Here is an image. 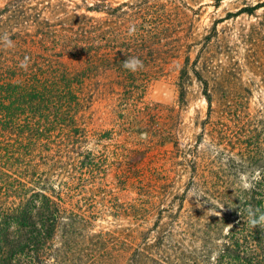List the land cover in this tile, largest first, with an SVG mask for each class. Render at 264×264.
<instances>
[{"label": "trees", "instance_id": "trees-1", "mask_svg": "<svg viewBox=\"0 0 264 264\" xmlns=\"http://www.w3.org/2000/svg\"><path fill=\"white\" fill-rule=\"evenodd\" d=\"M81 1L70 10L64 0H0V264H47L50 260L65 264L76 251L88 260L99 249L110 253V261L104 264H264L260 199L264 191L257 190L255 176L264 173V113L243 115L236 109L230 123L222 117L213 119L215 99L224 113L235 106L247 108L245 93L251 90L232 86L229 75L215 80L205 57L199 69V61L191 62L186 55L177 83L183 101L192 74L208 104L194 141L180 142L173 137L176 133L159 123H152L145 132L162 133L161 142L171 144L177 159L189 168V183L199 200L213 210L225 208L224 217H209L202 224L206 230L201 231L195 228L199 220L192 215L195 210H183L186 195L175 213L168 210L166 221L164 211L150 205L148 198L139 207L129 205L136 221L145 222L157 213L152 227L139 231L137 237L85 233L89 229L86 217L68 200L77 182L96 178L97 158L88 154L74 166L70 157L62 160L59 151L51 154L47 147L54 136L60 137L55 131L68 130L76 143L85 135L77 116L83 112L81 94L87 79L112 77L110 83L129 94L162 75V62L174 58L176 47L173 39L164 40L173 22L161 12L159 0ZM81 7L104 15L77 14ZM261 7L264 3L240 13L252 15ZM211 40V34L204 37V49ZM66 57L79 69L71 72L63 64ZM131 57L142 61L143 67L125 68L123 62ZM204 74H211L212 87ZM78 167L80 171L73 173ZM241 175L252 178L249 188L240 186ZM143 196H148L146 190ZM229 219H233L227 226L230 235H225L224 242L218 246L208 241ZM243 219L246 233L234 235ZM197 233L206 242L202 246L195 243Z\"/></svg>", "mask_w": 264, "mask_h": 264}, {"label": "rangeland", "instance_id": "rangeland-1", "mask_svg": "<svg viewBox=\"0 0 264 264\" xmlns=\"http://www.w3.org/2000/svg\"><path fill=\"white\" fill-rule=\"evenodd\" d=\"M64 1L70 10L82 3L81 0ZM159 3L163 5L161 12L168 13L173 22L172 28L164 33V40L173 39L176 47L174 58L162 62L163 74L129 94L115 82L110 83L112 77L91 76L83 85L84 108L77 116L78 125L84 128L82 134L85 135L79 137L80 141L76 143L68 130L61 134L55 131V135L60 137L54 136L47 147L52 149L51 154L59 151L62 160L70 157L74 166L84 161L88 154L97 158L99 171L96 178L77 182L76 191L68 200L69 205L86 217L89 229L85 233H121L123 237H128V234L137 237L139 231L152 227L157 213L154 212L145 222L136 221L131 216L129 205L139 207L141 201L148 198L150 205L164 211L162 219L166 221L168 210L175 213L180 198L186 195L183 210L191 209L192 213L195 210L191 214L195 219L199 217L195 224L197 230L205 231L206 227L202 224L208 223L211 216L218 219L224 217L225 208L213 210L207 202L199 200L198 192L189 183V168L181 158L177 159L171 144L161 142L162 133L152 136L145 132L152 123H159L176 133L174 138L177 136L180 142L186 143L194 141L201 131L198 123L207 117L208 104L201 85L192 74L185 85V98L180 101L177 83L186 55L190 56L191 62L199 61V69L205 57L207 69L215 75V80L229 75L228 82L232 81V86L251 90L250 94L245 93L247 108L235 106L234 110L224 113L215 99L213 119L222 117L225 123H230L236 109H241L243 115L264 113V7L255 10L252 15L240 13L243 9L264 3V0H220L218 3L216 0H159ZM2 5L3 2H0ZM75 12L95 18L104 15L86 12L82 7ZM209 34L212 40L204 49V37ZM63 64L71 72L79 69L78 63L68 57L63 59ZM204 78L209 79L211 87L214 85L211 74H204ZM201 148L204 150L206 145ZM78 171L79 167L72 172ZM255 176L258 179L257 190L264 191V173H256ZM86 177L90 178L88 174ZM251 180L248 175H241L239 184L247 189ZM144 190L148 196H143ZM260 199L264 206V197ZM232 220L223 223L216 236L208 241L221 245L225 235H230L228 229ZM245 221L243 219L234 228V235L246 233ZM196 235V245H204L203 235ZM92 254V259L88 256L85 260L76 251L71 261L65 264H104L111 259L109 252L103 253L100 249ZM47 264L54 262L50 260Z\"/></svg>", "mask_w": 264, "mask_h": 264}, {"label": "clouds", "instance_id": "clouds-1", "mask_svg": "<svg viewBox=\"0 0 264 264\" xmlns=\"http://www.w3.org/2000/svg\"><path fill=\"white\" fill-rule=\"evenodd\" d=\"M123 66L131 71H136L143 67V62L136 57H131L123 62Z\"/></svg>", "mask_w": 264, "mask_h": 264}]
</instances>
